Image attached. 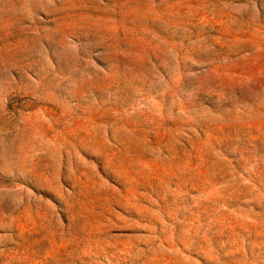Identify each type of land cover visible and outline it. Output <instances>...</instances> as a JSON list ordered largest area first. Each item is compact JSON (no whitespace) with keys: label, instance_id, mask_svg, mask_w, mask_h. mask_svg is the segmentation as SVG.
<instances>
[{"label":"rangeland","instance_id":"rangeland-1","mask_svg":"<svg viewBox=\"0 0 264 264\" xmlns=\"http://www.w3.org/2000/svg\"><path fill=\"white\" fill-rule=\"evenodd\" d=\"M0 264H264V0H0Z\"/></svg>","mask_w":264,"mask_h":264}]
</instances>
